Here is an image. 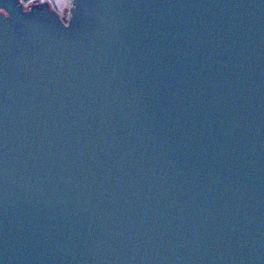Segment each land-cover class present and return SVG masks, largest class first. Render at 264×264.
Listing matches in <instances>:
<instances>
[{"label":"water","instance_id":"obj_1","mask_svg":"<svg viewBox=\"0 0 264 264\" xmlns=\"http://www.w3.org/2000/svg\"><path fill=\"white\" fill-rule=\"evenodd\" d=\"M18 1L0 264H264V0Z\"/></svg>","mask_w":264,"mask_h":264},{"label":"rangeland","instance_id":"obj_2","mask_svg":"<svg viewBox=\"0 0 264 264\" xmlns=\"http://www.w3.org/2000/svg\"><path fill=\"white\" fill-rule=\"evenodd\" d=\"M47 4L48 8L59 18L63 17V13L70 12L72 9V0H32L31 3L23 4L25 8L35 5Z\"/></svg>","mask_w":264,"mask_h":264},{"label":"flooded vegetation","instance_id":"obj_3","mask_svg":"<svg viewBox=\"0 0 264 264\" xmlns=\"http://www.w3.org/2000/svg\"><path fill=\"white\" fill-rule=\"evenodd\" d=\"M32 0H19L18 3L20 4V6L22 7V10L23 11H28L30 10L31 8H34V7H41L43 5H35V6H32V7H29L28 9L24 7L23 4H26V3H31ZM46 5V4H45ZM47 6V5H46ZM49 9V8H48ZM50 10V9H49ZM51 11V10H50ZM0 15H5V13L3 11L0 10ZM70 17V12H65L63 13V17L60 18L61 22L64 23V24H67L68 22V19Z\"/></svg>","mask_w":264,"mask_h":264}]
</instances>
